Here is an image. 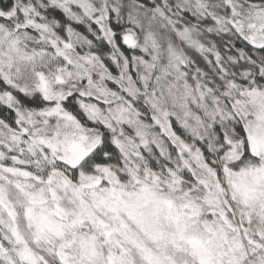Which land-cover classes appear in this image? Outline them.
Segmentation results:
<instances>
[{
	"label": "snow or ice",
	"instance_id": "snow-or-ice-1",
	"mask_svg": "<svg viewBox=\"0 0 264 264\" xmlns=\"http://www.w3.org/2000/svg\"><path fill=\"white\" fill-rule=\"evenodd\" d=\"M0 264H264V0H0Z\"/></svg>",
	"mask_w": 264,
	"mask_h": 264
}]
</instances>
